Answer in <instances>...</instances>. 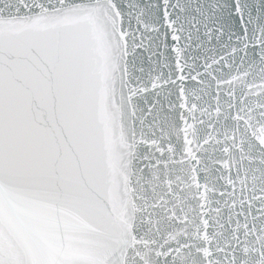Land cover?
Segmentation results:
<instances>
[{
	"label": "snow or ice",
	"instance_id": "snow-or-ice-1",
	"mask_svg": "<svg viewBox=\"0 0 264 264\" xmlns=\"http://www.w3.org/2000/svg\"><path fill=\"white\" fill-rule=\"evenodd\" d=\"M0 264H264V0H0Z\"/></svg>",
	"mask_w": 264,
	"mask_h": 264
}]
</instances>
